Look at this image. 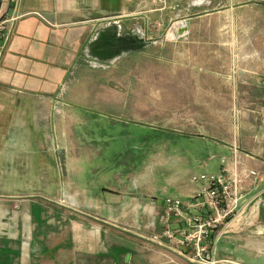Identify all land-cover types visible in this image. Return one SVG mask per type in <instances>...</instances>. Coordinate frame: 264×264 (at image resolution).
I'll list each match as a JSON object with an SVG mask.
<instances>
[{
    "label": "crops",
    "instance_id": "1",
    "mask_svg": "<svg viewBox=\"0 0 264 264\" xmlns=\"http://www.w3.org/2000/svg\"><path fill=\"white\" fill-rule=\"evenodd\" d=\"M215 1L181 24L136 1L0 0L19 14L0 36V264H181L149 238L163 229L164 199L188 198L192 176L217 172L222 156L258 178L215 258L264 264V39L225 37L238 26L212 20L234 0ZM149 18L181 37H153ZM149 58L181 96L121 85L138 69L154 80ZM19 170L90 171L39 200L18 191Z\"/></svg>",
    "mask_w": 264,
    "mask_h": 264
},
{
    "label": "built area",
    "instance_id": "2",
    "mask_svg": "<svg viewBox=\"0 0 264 264\" xmlns=\"http://www.w3.org/2000/svg\"><path fill=\"white\" fill-rule=\"evenodd\" d=\"M128 1H136L145 14L161 12L177 16L191 0ZM18 17V13L9 15L0 11V36ZM237 151L235 145L234 152ZM219 161L217 172L192 176L196 187L188 198L167 196L164 199L160 218L163 229L149 238L151 242L188 257L193 263L221 264L215 258L219 231L237 214L240 204L255 185L258 172L245 166L237 157L222 156ZM175 223L179 225L174 227Z\"/></svg>",
    "mask_w": 264,
    "mask_h": 264
},
{
    "label": "rangeland",
    "instance_id": "3",
    "mask_svg": "<svg viewBox=\"0 0 264 264\" xmlns=\"http://www.w3.org/2000/svg\"><path fill=\"white\" fill-rule=\"evenodd\" d=\"M215 0H200V1H188L189 3L182 8L181 12L178 13L177 16L173 19L172 23L178 22L181 24H186L190 22H199L201 16H196V12L201 10H196L200 8L201 6L204 7H211L213 5H217L216 7L221 6L222 4H218L219 1ZM208 5V6H205ZM234 7V10L230 12L229 14L225 13H217L213 18L212 21L216 22H224L229 24H236L238 27H232L230 32L223 33L225 34V37H230L232 35L231 33H235L238 35V37L242 38H251V39H264V0H234V3L232 4ZM195 12V13H194ZM195 16V17H194ZM204 18H208L205 15ZM201 21H207L210 22L208 19L201 20ZM151 30L154 32L153 37H157L160 35L162 38L166 37H173L178 38L180 35L175 32L170 33L157 31V29L163 24L160 20H154L149 18ZM171 22V21H169ZM233 29H236L234 32ZM156 30V31H155ZM174 34V35H172ZM179 35V36H178ZM150 37V36H149ZM181 37V36H180ZM151 50V48H149ZM155 52H158L156 49ZM151 58H149V77H153L154 80L142 79L143 73H140L142 71L141 69H138L137 71H134L133 73L124 76L121 79V85L133 89L135 87H141V82L149 81V84L146 86L150 89H159V92L161 95H156L157 99H162L167 96V92H170L174 98L178 97L181 92L180 88L177 86L178 78H160V71H152V67L158 66V62L156 61H150ZM162 74H167V72L161 71ZM159 77V78H156ZM168 88H170V91H167ZM181 96V95H180ZM166 98L162 100V102H165ZM164 112H158L155 116V121L162 120L164 117L161 116V114ZM177 114V113H176ZM176 114L173 115L174 120L176 118ZM85 133L84 127L82 126V123H78L75 126V135L82 136ZM128 132H125L123 134L122 130H120V134L122 136H127ZM128 137V136H127ZM235 146V145H234ZM245 166L250 167L248 164L245 163ZM256 170L255 168H252ZM9 171H17V170H9ZM20 171V189L18 191L22 192L23 194H27L25 196H34L33 199H39L42 200L40 193H46L49 192L51 195H55L56 190L59 189L60 191L63 189V187H68L70 184L75 186L78 184V186H81L80 184L85 183V177L84 172L90 171V170H19ZM96 175V178L99 180L100 176L97 174L98 172H93ZM6 178L8 179V183L10 184V187L6 188L3 191L5 192H14L15 190L12 188V184L15 183L14 181V175L11 172L10 174L6 175ZM180 259H182L183 263L181 264H197L193 263L188 259V257H184L182 255H178ZM226 264H229L228 262H225ZM221 264H224L222 262Z\"/></svg>",
    "mask_w": 264,
    "mask_h": 264
}]
</instances>
